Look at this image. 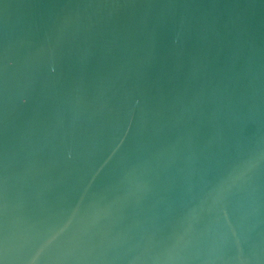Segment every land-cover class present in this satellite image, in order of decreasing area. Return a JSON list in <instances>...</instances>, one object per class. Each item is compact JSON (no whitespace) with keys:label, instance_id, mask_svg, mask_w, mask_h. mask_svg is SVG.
I'll return each instance as SVG.
<instances>
[{"label":"water","instance_id":"1","mask_svg":"<svg viewBox=\"0 0 264 264\" xmlns=\"http://www.w3.org/2000/svg\"><path fill=\"white\" fill-rule=\"evenodd\" d=\"M0 264H264V0H0Z\"/></svg>","mask_w":264,"mask_h":264}]
</instances>
